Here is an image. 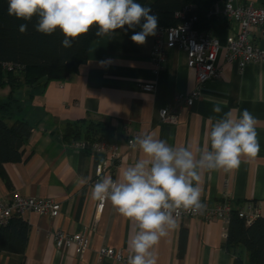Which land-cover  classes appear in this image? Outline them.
Wrapping results in <instances>:
<instances>
[{"label":"crops","instance_id":"crops-1","mask_svg":"<svg viewBox=\"0 0 264 264\" xmlns=\"http://www.w3.org/2000/svg\"><path fill=\"white\" fill-rule=\"evenodd\" d=\"M239 2L264 5V0ZM224 3L216 0L213 4L216 23L207 30L222 46L237 30V25L224 17ZM134 31L140 28L94 39L86 62L64 80L43 79L13 92L9 86L0 88V101L11 94L18 106L14 117L26 120L33 128L22 160L4 165L10 186L0 178V198L9 200L19 194L51 198L60 204L56 218L26 212L22 219L30 225V231L25 252H0V264H121L111 259L99 261L98 249L110 247L121 249L124 256L130 254L128 241L137 231L135 222L121 216L110 201L97 216V200L91 198L92 186L109 175L104 172L96 177L95 168L108 166L110 157L80 150L73 145L75 141H65L67 124L100 125L98 135L119 146L121 157L110 174L115 180L124 168L142 157L128 145L136 136L152 134L174 147L191 144L194 151L202 150L210 147L207 134L224 112L234 110L239 115L247 109L257 119L258 156L242 158L237 169L203 171L201 200L208 207L224 202L238 208L254 204L264 217V66L251 63L240 72L236 63H226L222 52L218 62L223 75L208 81L192 106L180 107L175 124L162 123L160 110L174 104L178 95L190 94L196 87V74L186 67V54L176 46L167 48L163 65L156 68L150 53L160 28L142 46L131 41ZM251 40L264 50L262 30L253 31ZM144 82H153L155 91H141L139 84ZM216 103L222 108L219 114L212 111ZM82 178L87 183L82 184ZM181 228L186 230L182 255ZM56 229L88 236L89 250L80 256H75L72 249L55 250L52 236ZM225 230L226 225L217 219H179L154 248L157 264H233L236 257L248 264V252L243 247L235 246L231 253L222 248Z\"/></svg>","mask_w":264,"mask_h":264},{"label":"clouds","instance_id":"clouds-1","mask_svg":"<svg viewBox=\"0 0 264 264\" xmlns=\"http://www.w3.org/2000/svg\"><path fill=\"white\" fill-rule=\"evenodd\" d=\"M8 15L31 22L44 35L57 29L63 34L61 45L72 42L96 27L97 37L112 36L118 29H135L131 41L145 45L157 35L159 17L137 0H7ZM126 26V27H125ZM28 24L18 27L21 34ZM101 63H104L103 61ZM212 111L221 113L219 103ZM211 120V117L209 118ZM257 119L247 109L239 115L224 112L208 132L210 147L193 150L191 144L174 147L152 134L136 136L130 147L142 153L124 168L117 179L106 175L92 186L91 198L110 201L124 218L135 222L137 231L129 236L127 264H157L154 248L177 225L181 211L202 212L200 186L203 171L239 168L242 158L255 159L260 152ZM82 184L87 180L82 178Z\"/></svg>","mask_w":264,"mask_h":264},{"label":"trees","instance_id":"trees-1","mask_svg":"<svg viewBox=\"0 0 264 264\" xmlns=\"http://www.w3.org/2000/svg\"><path fill=\"white\" fill-rule=\"evenodd\" d=\"M216 0H137L146 7H151L153 14L159 17L160 29L176 26L179 20L176 14L187 6H193L197 16L196 28L207 30L216 23L212 11ZM7 0H0V88L9 86L15 89L33 86L41 80L60 81L76 73L87 60L89 44L96 38V27L88 34L80 36L72 42L71 48H64L61 41L63 34L57 29L52 35H44L35 30L37 17L26 22L9 16ZM22 23L28 24L25 34L18 31ZM126 27V26H125ZM139 28V27H137ZM125 30V29H118ZM116 30V31H118ZM129 30V29H128ZM10 65L11 70L3 67ZM18 111L17 101L11 94L0 101V178L6 186H10L4 165L20 162L24 155V146L32 133V126L23 119L15 118ZM98 127L93 123L67 124L63 139L68 142L79 140L98 141L104 136L98 135ZM231 206L227 220L226 235L222 248L231 253L235 246H241L248 252V264H264V217L258 216L246 225L238 217L241 208ZM30 225L20 215L14 214L6 224L0 225V252L24 254L28 240ZM186 230L180 229L179 254L185 249ZM233 264H244L239 257Z\"/></svg>","mask_w":264,"mask_h":264},{"label":"built area","instance_id":"built-area-1","mask_svg":"<svg viewBox=\"0 0 264 264\" xmlns=\"http://www.w3.org/2000/svg\"><path fill=\"white\" fill-rule=\"evenodd\" d=\"M193 9V6L185 7L176 14L179 20L176 26L160 29L150 53L155 67L161 68L167 48L176 46L186 54V67L193 69L196 74L195 89L188 95H178L174 104L160 110L159 117L162 123L175 124L180 107L192 106L200 96L204 85L208 81L218 79L223 75V67L218 62V57L222 52H224L226 63H236L240 72L243 71L246 65L251 63L264 66V50L251 40L253 31L262 30L264 32V5L254 7L251 3L241 4L239 0H225L224 17L227 21L236 24L237 30L224 46L211 34L196 28L198 19L193 13ZM212 13V11L209 12V14ZM3 67L8 70L12 69L10 65L6 64H3ZM139 88L143 92L152 93L155 91V84L144 82L139 84ZM73 145L80 150H90L93 153H106L109 155L110 163L108 166H96V177L104 172L110 175L115 170L121 157L119 146L107 139L98 141L79 140L75 141ZM105 202L97 201L95 208L97 216L102 213ZM26 212L56 218L60 212V204L51 198L23 197L19 194H14L9 200L0 198V225L6 224L12 215L17 214L22 217ZM230 213V204L224 202L211 207L205 205L204 210L199 213L181 211L177 220L199 217L204 220H221L227 225ZM237 214L238 217L244 220L246 225H249L260 215V212L256 205L249 204L239 209ZM225 235L226 230L224 231V237ZM52 240L55 250L65 252L72 249L75 256L83 255L90 248V238L82 233H68L56 229ZM97 254L99 261L111 259L121 264H127L128 256H124L121 249L100 247Z\"/></svg>","mask_w":264,"mask_h":264}]
</instances>
